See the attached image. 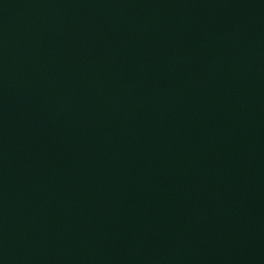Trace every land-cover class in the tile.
<instances>
[{
  "label": "water",
  "instance_id": "1",
  "mask_svg": "<svg viewBox=\"0 0 264 264\" xmlns=\"http://www.w3.org/2000/svg\"><path fill=\"white\" fill-rule=\"evenodd\" d=\"M0 264H264V0H0Z\"/></svg>",
  "mask_w": 264,
  "mask_h": 264
}]
</instances>
